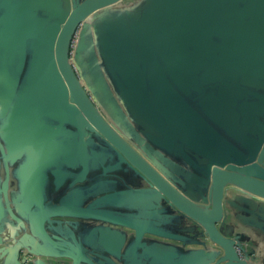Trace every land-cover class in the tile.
Returning <instances> with one entry per match:
<instances>
[{"label": "water", "instance_id": "95a60500", "mask_svg": "<svg viewBox=\"0 0 264 264\" xmlns=\"http://www.w3.org/2000/svg\"><path fill=\"white\" fill-rule=\"evenodd\" d=\"M0 104L29 128L30 207L53 248L18 264H153L160 239L178 243L168 259L262 264L242 213L264 221V0H0ZM102 178L118 190L60 220L59 187Z\"/></svg>", "mask_w": 264, "mask_h": 264}, {"label": "crops", "instance_id": "0c3cea01", "mask_svg": "<svg viewBox=\"0 0 264 264\" xmlns=\"http://www.w3.org/2000/svg\"><path fill=\"white\" fill-rule=\"evenodd\" d=\"M20 79L21 82L24 81L23 75ZM10 111L9 109L3 113L0 104V264H18L17 262L22 258L21 251L23 247L32 252H34V249L31 246H35L39 250L43 249V247L45 249H53L48 243L44 242V237L41 234V228L46 230L49 227L45 222L41 224L43 216L41 211L37 208L31 210L30 207L31 199L34 196L33 193L36 192V186L31 179L34 162L32 163L30 159L31 152L27 149L23 150L25 133L29 128L24 125L19 126V118L17 121H15V118H11ZM20 119L23 121L25 118ZM19 167L23 168L22 172L18 170ZM49 188H54V186L49 183ZM115 190L118 189L110 187L106 179L103 178L87 181L83 184L69 185V182H67L63 187H59V192L66 196L64 204L58 209L63 215L60 220L67 224L84 221L85 219L77 218L76 215L79 214L80 208H86V197L89 195L100 197L113 194ZM114 199L116 200L115 197ZM121 199H127L132 204L131 207H137L140 211L150 213L155 211V207L151 206V204L148 206L146 195L140 192L126 194L121 196ZM58 203V201L55 202V205ZM6 206L10 208L16 218L21 220L24 228H21L17 222L11 220L7 214ZM260 215L259 212L252 215L242 213V220L249 227L247 235H244L245 237L242 239V243L255 261L258 259L264 264V232L257 228L259 225L264 224V221L258 218ZM163 229H166V227H163ZM49 235L52 236L54 234L50 232ZM109 240L108 233L96 232L87 243L95 246L102 244L111 249L112 245ZM177 245L178 243L172 240H158L156 245L149 251V261L153 264H161L163 262V264H171L172 262L179 264H206L209 259V256L204 254L195 255L191 263H185L172 257L168 259L167 256L171 252L170 247ZM200 249L201 246L198 245L189 246L187 251L182 253L188 255L190 251H198ZM42 260L46 263L49 262L46 258H42ZM126 264H138L137 257L130 256Z\"/></svg>", "mask_w": 264, "mask_h": 264}, {"label": "flooded vegetation", "instance_id": "af4514ba", "mask_svg": "<svg viewBox=\"0 0 264 264\" xmlns=\"http://www.w3.org/2000/svg\"><path fill=\"white\" fill-rule=\"evenodd\" d=\"M242 246H243V243H242ZM233 247H235L236 248V242L234 243V246ZM246 248V247H245ZM217 250V249H216ZM236 250H237V252H238V255L240 256V258H243V256H244V254L241 252V250L239 249V248H236ZM246 250H247V252H249L248 251V249L246 248ZM252 256V255H251ZM251 256H249V259L250 258H252ZM249 262L251 261V263H252V261H254V260H248Z\"/></svg>", "mask_w": 264, "mask_h": 264}]
</instances>
